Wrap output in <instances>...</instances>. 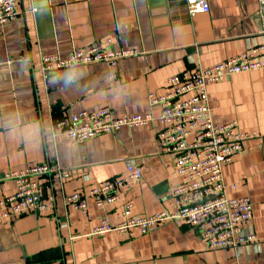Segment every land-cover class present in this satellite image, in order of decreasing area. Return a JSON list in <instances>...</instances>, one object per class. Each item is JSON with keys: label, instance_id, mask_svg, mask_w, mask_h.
<instances>
[{"label": "crops", "instance_id": "1", "mask_svg": "<svg viewBox=\"0 0 264 264\" xmlns=\"http://www.w3.org/2000/svg\"><path fill=\"white\" fill-rule=\"evenodd\" d=\"M18 1L20 17L0 26V175L50 164L68 178L41 180L52 211L0 224V264H264V71L207 88L212 122H236L250 136L222 169L226 197L249 198L253 205L244 233L257 242L236 251H210L198 230L173 224L144 236H92L104 218L118 224L125 205L135 218L172 211L175 157L158 140L166 126L155 121L83 143L53 136L56 122L80 112L108 109L117 118L157 119L160 110L150 107L149 96L164 94L169 78L264 47L258 0H209L210 12L195 17L185 0ZM109 38L115 49L138 55L115 69L94 64L57 71L44 86L40 56L65 58ZM133 165L143 178L125 188L117 203L99 209L88 200L85 214L64 206L65 196L122 179ZM15 191L14 182L0 183V200Z\"/></svg>", "mask_w": 264, "mask_h": 264}, {"label": "built area", "instance_id": "2", "mask_svg": "<svg viewBox=\"0 0 264 264\" xmlns=\"http://www.w3.org/2000/svg\"><path fill=\"white\" fill-rule=\"evenodd\" d=\"M189 17L210 12L209 0H185ZM18 0H0V26L20 17ZM257 17L264 18V0H258ZM134 50H118L109 38L100 46L93 45L73 51L67 57L40 56L38 75L46 84L47 76L57 71L76 67L106 64L115 69L125 59L133 58ZM264 71V47L216 64L207 69L182 72L164 83L166 92L150 94L149 105L160 110L156 119L144 116L115 117L110 110L94 113L80 112L54 124V138L64 136L76 143H83L103 135H113L121 129L134 130L150 126L153 122L166 126L159 134L161 149L175 157L174 172L178 185L171 191L173 209L152 216L135 218L132 206L125 205L119 215L120 222L110 224L107 218L94 229L92 236L105 234L147 235L152 230L173 224L199 231L210 251L232 250L254 244L255 235H245V228L253 220V205L249 198L228 199L222 176L225 165L232 163L242 152L250 138L238 130L236 122L216 125L212 122L208 105L207 88L225 79ZM113 75L110 79H115ZM55 174L60 180L68 174L57 166L40 164L12 173L0 175V183L14 182L16 191L11 197L0 200V224L27 214H44L53 210L52 202L44 198L45 187L41 180ZM143 178L140 167L130 166L122 179L109 181L88 190L64 197V206L85 214L87 201L103 209L117 203L121 192L139 183Z\"/></svg>", "mask_w": 264, "mask_h": 264}, {"label": "clouds", "instance_id": "3", "mask_svg": "<svg viewBox=\"0 0 264 264\" xmlns=\"http://www.w3.org/2000/svg\"><path fill=\"white\" fill-rule=\"evenodd\" d=\"M72 79H73V77H71V76L67 77L66 78V83L67 82H71ZM55 82H56L55 80L52 81L53 84H55Z\"/></svg>", "mask_w": 264, "mask_h": 264}]
</instances>
